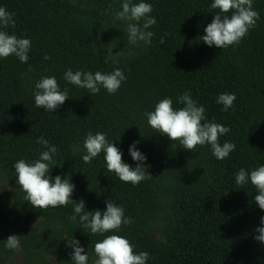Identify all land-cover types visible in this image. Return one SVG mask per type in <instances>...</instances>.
<instances>
[{"label": "trees", "instance_id": "obj_1", "mask_svg": "<svg viewBox=\"0 0 264 264\" xmlns=\"http://www.w3.org/2000/svg\"><path fill=\"white\" fill-rule=\"evenodd\" d=\"M140 2L152 5L156 20L148 29L150 45L129 44L127 24L136 22L115 19L123 0H0L15 14V27L0 30L31 40L26 63L15 55L0 58V178L12 193L0 203V264H75L72 239L94 264L95 243L113 234L128 239L135 254L147 252L146 264H264V243L254 238L264 217L254 200L258 190L235 181L241 168L250 173L264 166V0H253L256 27L226 49L201 40L219 14L213 0H132ZM109 53L123 57L109 63ZM117 68L126 79L114 94L102 86L92 94L64 79L69 69ZM50 76L69 95L54 112L37 107L34 98L36 83ZM186 91L205 108L206 121L230 129L219 140L235 144L226 159H216L208 144L185 150L148 124L145 112L163 98H171L174 109L184 107L178 97ZM222 93L236 96L227 111L216 102ZM89 132L105 133L133 168L129 147L136 142L151 177L135 186L121 181L107 170L103 152L85 163ZM40 137L57 148L60 166L49 176L68 177L77 191L67 206L34 208L17 184L14 164L32 163L47 150ZM80 200L89 212H103L111 201L132 223L92 234L79 216L71 219ZM10 235L19 236V262L16 249L5 246Z\"/></svg>", "mask_w": 264, "mask_h": 264}, {"label": "clouds", "instance_id": "obj_2", "mask_svg": "<svg viewBox=\"0 0 264 264\" xmlns=\"http://www.w3.org/2000/svg\"><path fill=\"white\" fill-rule=\"evenodd\" d=\"M212 9H218L219 14L214 15L210 24L204 29L201 40L209 47L215 45L219 49H226L240 43L248 32L256 27L260 18L259 13L253 8V0H213ZM232 11V15H223ZM152 12V5L145 2L133 4L132 0H123L121 10L115 13L116 20L135 21L127 24L128 42L137 45L143 42L151 44L154 35L148 29L156 24L155 18L149 14ZM14 13L4 7H0V29L15 27ZM143 21L141 25L139 22ZM163 44V38L160 40ZM31 47V40L18 38L16 35H9L6 31L0 30V58H7L15 55L22 63L28 60V53ZM44 59H50L45 55ZM64 79L71 84L87 89L90 93L96 94L102 86L108 93H116L126 77L119 68L111 73L83 72L67 70ZM35 105L46 111L54 112L69 98L67 89L61 91L54 76L42 77L35 85ZM236 100L235 94L222 93L217 97V103L223 105L224 111L231 108ZM178 102L184 107L174 109L171 98H163L156 105L154 111L145 112L147 122L156 132L167 135L171 141H180L183 149L193 151L198 145L208 144L211 146L212 154L218 160L226 159L234 151L235 144L225 142L221 145L220 137L226 135L230 129L223 124L208 122L205 119V108L198 105L192 99L190 92H184L178 97ZM203 121V123H202ZM37 143L47 147L46 151L40 153L39 159L28 163L23 159L14 164L17 173V184L26 193L25 199L34 208L46 210L49 207L67 206L72 203L74 185L69 178L63 180L59 175L49 176L51 168L56 165L54 156L57 148L48 144L44 137H40ZM86 155L82 159L85 163H91L101 152L106 161L107 170L114 172L116 176L125 183L137 185L151 177L146 172V165L143 161L146 157L136 149V142L129 147V154L133 161L137 162L135 168L123 162L122 152L113 142H109L105 133L89 132L83 144ZM237 185H244L249 181L258 190L255 195V203L261 210H264V166H260L250 173L241 168L236 173ZM75 220L79 216L80 223L90 229L92 234H103L110 231H119L122 225L132 223L131 218L126 217L124 209L111 201H106V210L85 211V204L82 200L74 206ZM254 231L259 235L254 238L264 243V217L260 218V226ZM8 249H18L20 240L18 235H10L6 240ZM69 246L72 247L71 259L75 264H88V255L84 248L79 246V241L72 239ZM94 252L98 257L94 264H146L150 258L147 252L135 254L133 245L128 239L119 235H109L102 241L95 243Z\"/></svg>", "mask_w": 264, "mask_h": 264}, {"label": "rangeland", "instance_id": "obj_3", "mask_svg": "<svg viewBox=\"0 0 264 264\" xmlns=\"http://www.w3.org/2000/svg\"><path fill=\"white\" fill-rule=\"evenodd\" d=\"M123 55L122 54H112L109 53L105 56V59L109 63H117L120 59H122ZM73 194H77V191H73ZM12 197V193L10 188L8 187L7 183L0 178V203L5 200H9ZM1 232V230H0ZM20 257L18 255V249H16V255L14 256V262H19Z\"/></svg>", "mask_w": 264, "mask_h": 264}]
</instances>
